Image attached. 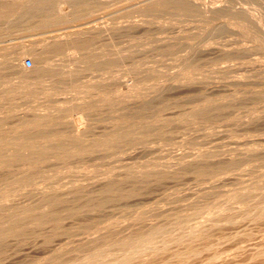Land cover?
<instances>
[{
    "label": "rangeland",
    "instance_id": "obj_1",
    "mask_svg": "<svg viewBox=\"0 0 264 264\" xmlns=\"http://www.w3.org/2000/svg\"><path fill=\"white\" fill-rule=\"evenodd\" d=\"M145 1L0 0V264H243L245 227L264 247V0Z\"/></svg>",
    "mask_w": 264,
    "mask_h": 264
},
{
    "label": "bare ground",
    "instance_id": "obj_2",
    "mask_svg": "<svg viewBox=\"0 0 264 264\" xmlns=\"http://www.w3.org/2000/svg\"><path fill=\"white\" fill-rule=\"evenodd\" d=\"M72 1V0H71ZM181 0H146L145 2H143L141 5H139L137 8H134V9H131L133 12H149L151 10H154V9H159V8H162V7H166L170 4H180ZM43 2V1H42ZM179 6V5H178ZM68 7V6H66ZM101 8V7H100ZM208 8V7H207ZM67 8H65V5H60V8H59V13H61L62 15L61 16H52L53 17V21L54 22H58L59 24L66 19L65 16H63L64 14V11H66ZM123 9V8H122ZM212 9V8H211ZM246 9V8H245ZM243 9V10H245ZM70 10V9H69ZM75 10V8H74ZM121 10V9H120ZM205 10V9H204ZM118 11V10H116ZM56 11V13H58ZM75 12V11H74ZM73 12V13H74ZM131 12V11H130ZM131 12V13H133ZM1 13V12H0ZM77 13V12H76ZM100 13V12H99ZM206 13V12H205ZM208 13V11H207ZM90 14V13H89ZM246 14L247 15H251V13L249 12V9L246 10ZM245 12H244V15L245 16H242V19H241V23H242V26L247 29V30H250L252 29V26H255L257 24H260V19L257 17V16H246ZM79 15V14H77ZM131 15V14H130ZM87 20V19H86ZM65 25V24H64ZM71 26V25H69ZM61 26H59L60 28ZM68 27V26H66ZM55 29V28H54ZM58 29V28H57ZM50 31V29H49ZM80 34H85L86 33V30L85 31H71V30H68V31H65L64 33V37H67V38H71V37H75L77 35ZM50 37V36H49ZM47 39V38H46ZM47 41V40H45ZM62 47V46H60ZM62 49V48H61ZM69 49L73 50V48L69 47ZM30 52L31 54L33 55V59L36 63H39V62H43L45 59H46V55H45V51L41 50L40 48H37L36 46H32L30 47ZM234 52V51H233ZM24 53L25 51L24 50H18L16 51V53L12 56V61H13V66L19 70H26V67L22 65L21 63V60L24 56ZM236 56V55H235ZM233 56V57H235ZM12 63V62H11ZM62 67L64 70L62 75H69L71 73V67L69 65V63H65V64H62ZM61 69V67H59ZM58 68V71L60 70ZM57 71V70H56ZM57 71V72H58ZM56 72V73H57ZM62 72V71H60ZM59 72V73H60ZM61 76V75H60ZM37 83V82H36ZM21 84V83H20ZM27 87V85H23V87ZM18 87V86H17ZM16 87V89H18ZM20 87V86H19ZM23 87H20L19 89L23 88ZM56 93L57 91L59 90H54ZM46 92V91H45ZM54 93V92H53ZM52 93V94H53ZM46 94V93H45ZM48 94H51V93H48L47 92V95ZM58 94V93H57ZM41 113V112H40ZM46 114V113H45ZM36 118V117H35ZM38 118V117H37ZM28 119V120H23V121H20V124L19 126H26L27 128H25L26 130L28 129V126H37L40 121L39 119ZM40 118V117H39ZM15 122V121H14ZM32 128V127H30ZM61 134V133H60ZM59 135V134H58ZM27 140H30V137L27 135V133L23 136H21V138H17V139H14L13 141H27ZM34 148H39V146L36 144V145H33ZM32 147V148H33ZM38 150V149H37ZM42 150V149H41ZM44 150V149H43ZM35 153V152H34ZM36 157V156H35ZM33 160V159H32ZM35 161V160H34ZM32 165V164H31ZM232 165V163H231ZM243 189H245L246 191L249 190V187H244ZM110 192V191H109ZM249 194L247 193L246 197H244V201L247 203L249 201V198H248ZM244 216L245 218H251L255 221L257 220H262L264 219V200L263 201H260L258 202L257 204H255L251 209L248 208L245 210V213H244ZM231 221H233V217L231 218ZM19 228V227H17ZM2 230H0V235H2ZM23 230V229H22ZM7 233L9 230H7ZM156 229H151L148 234L146 235H142L140 234L139 236H137L136 239H139L137 241H139L138 243H142L145 244V245H148L149 244V239L150 237L155 233ZM13 232V231H12ZM14 232H17V231H14ZM21 231H19L18 233H20ZM5 233V232H4ZM6 234V233H5ZM3 234V237L4 235ZM17 234V233H15ZM7 235V234H6ZM5 235V236H6ZM9 235V233H8ZM12 235V233H11ZM1 239L3 238L2 236H0ZM243 243L241 245V250H242V253H243V256H244V262L243 264H251L253 261H255V264H260V263H264V247H261V242L260 240H252V232L247 228L245 227V229L243 230ZM252 240V241H251ZM130 242V239L128 240H123L121 242V244L123 245H127L128 243ZM260 260V262H259ZM155 263V262H154ZM253 264V263H252Z\"/></svg>",
    "mask_w": 264,
    "mask_h": 264
},
{
    "label": "built area",
    "instance_id": "obj_3",
    "mask_svg": "<svg viewBox=\"0 0 264 264\" xmlns=\"http://www.w3.org/2000/svg\"><path fill=\"white\" fill-rule=\"evenodd\" d=\"M24 63L26 67H31L33 65V60L31 58H26Z\"/></svg>",
    "mask_w": 264,
    "mask_h": 264
}]
</instances>
